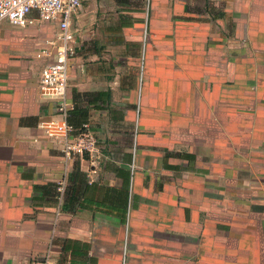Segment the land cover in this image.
Returning a JSON list of instances; mask_svg holds the SVG:
<instances>
[{
  "label": "crops",
  "instance_id": "1",
  "mask_svg": "<svg viewBox=\"0 0 264 264\" xmlns=\"http://www.w3.org/2000/svg\"><path fill=\"white\" fill-rule=\"evenodd\" d=\"M139 1L73 17L100 154L68 162L39 128L57 26L0 25V264H264V0Z\"/></svg>",
  "mask_w": 264,
  "mask_h": 264
},
{
  "label": "built area",
  "instance_id": "2",
  "mask_svg": "<svg viewBox=\"0 0 264 264\" xmlns=\"http://www.w3.org/2000/svg\"><path fill=\"white\" fill-rule=\"evenodd\" d=\"M89 0H0V25L26 27L38 23H54L57 31L53 38L43 42L38 58L46 59L41 71L40 91L44 98L53 100L57 118L42 120L39 128L61 151L66 162L85 154H100L99 140L90 121L77 126L69 121L75 105L68 94L69 65L77 55L82 37L73 29V17ZM136 140L133 156H136ZM135 168V162L132 169ZM58 212L61 210L67 190V180L58 183ZM54 245L51 243L44 256L36 264H58Z\"/></svg>",
  "mask_w": 264,
  "mask_h": 264
},
{
  "label": "trees",
  "instance_id": "3",
  "mask_svg": "<svg viewBox=\"0 0 264 264\" xmlns=\"http://www.w3.org/2000/svg\"><path fill=\"white\" fill-rule=\"evenodd\" d=\"M75 107L70 111L69 121L77 126L87 121V111L79 106L78 102L82 100L83 95L76 93L75 96ZM58 187V186H57ZM68 192V187L66 190V194ZM65 194V196H66Z\"/></svg>",
  "mask_w": 264,
  "mask_h": 264
},
{
  "label": "rangeland",
  "instance_id": "4",
  "mask_svg": "<svg viewBox=\"0 0 264 264\" xmlns=\"http://www.w3.org/2000/svg\"><path fill=\"white\" fill-rule=\"evenodd\" d=\"M142 1V0H141ZM141 1H139V4H141V5H143V7H144V10L145 11H147V7H148V0H143L142 2ZM136 2V1H135ZM104 10H103V8H102V6L100 7V3H99V5H98V7H97V13H101V12H103ZM110 12H111V10H109ZM52 24H54V23H52ZM78 29L80 30L81 28H80V25H81V22H79L78 24ZM54 30H56L55 28H53V27H51L50 28V32H49V36L51 37V38H53V36H54V34H55V31Z\"/></svg>",
  "mask_w": 264,
  "mask_h": 264
}]
</instances>
